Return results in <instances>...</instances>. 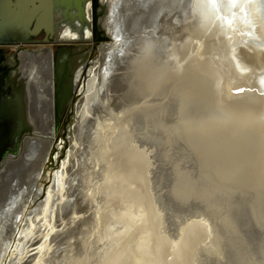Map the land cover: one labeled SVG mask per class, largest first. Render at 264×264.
I'll return each instance as SVG.
<instances>
[{"label":"bare ground","instance_id":"1","mask_svg":"<svg viewBox=\"0 0 264 264\" xmlns=\"http://www.w3.org/2000/svg\"><path fill=\"white\" fill-rule=\"evenodd\" d=\"M176 1L100 0L96 18L111 43H103L98 59L92 61L88 72L85 68L88 53L74 59L73 80L75 85L80 82L78 88L83 80V86L68 129L71 149L66 164L54 175L47 199L39 204L36 201L42 194L43 177L46 175L45 180L49 179L43 166L54 143L51 138L55 137L51 126L48 129L46 124L51 103H48L47 93L52 86L53 71L49 66L46 69L41 65L38 68L27 66L29 58L23 59L19 73L21 111L25 117L22 127L34 135L25 140L19 159L9 163L0 174V264H264V0H180L186 1L185 7L179 6L180 13L184 9L191 10L192 14L198 12L199 21L209 27L208 37V31L196 35L195 15L191 18L186 11L187 24L178 14L170 23L168 12L163 20L157 21L161 10L166 11ZM164 25L167 27L163 28ZM160 30L166 40L160 50H156L158 38L155 37ZM181 34L186 36L178 38ZM187 36L192 43L191 52L196 50V60L189 66L191 74L211 64L212 81L217 82L216 88L221 95L217 102H210L216 108L214 110L210 104L214 110L210 115L215 112L218 117L210 120L217 134L213 132V136L207 132L214 146L212 161L200 163L190 144L184 119H188L187 104H196L199 99L184 94L180 75L176 72L171 80L167 78L160 86L162 90L168 83L178 92L174 95L175 108L169 106L160 119L165 122L161 123L163 132L158 130L160 135H154L156 131H153L145 137L146 141L137 133L129 145L132 150L127 149L129 143L122 149H126L127 162H135L136 167L143 162L156 161L147 173V181L139 174L145 189L144 186L143 190L137 186L130 192L110 189L105 192L110 200L97 202L92 207V196L96 193V199L101 200L107 188H104V181L108 180L105 178L112 170L110 160L104 155L102 159L98 156L101 137L98 139L96 134L112 129L116 133L112 134L114 138L126 140L127 137L120 138V134H125V127L119 123L129 122L122 116L109 118L111 115L104 110L112 99L118 98L109 95L118 80L122 66L118 64H144L145 52L156 63L158 58L163 61L161 54L164 56L167 50L176 56ZM198 39V45L205 44L203 48L194 45ZM211 41L213 47L208 48ZM38 58L41 60L43 56ZM197 76L205 78L201 73ZM38 79L44 86H35ZM201 96L204 100L201 102H208L206 91ZM119 103L114 106L119 107ZM108 122L117 123L111 126L106 125ZM170 128L182 135V156L194 159L197 164L193 170L176 174L179 179L173 180L172 186L165 182L168 180L164 179L167 176L164 170L168 164L165 166L161 158L170 154L177 141L175 135H167ZM43 135L49 138L43 139ZM63 143L61 140L60 145ZM64 148L65 145L60 150L63 152ZM252 153H256L254 160L249 156ZM88 161L92 162L90 170L83 169ZM118 169H114L110 178L128 181L129 174ZM87 188L91 194L82 193ZM105 212L109 213L101 220L99 216ZM127 213L130 222L126 219ZM66 217L71 219L69 226L58 231L57 236L55 231L65 228ZM77 219L83 221L77 223ZM157 225L162 227V234L170 237L160 232L156 236ZM112 238L115 243L107 246Z\"/></svg>","mask_w":264,"mask_h":264},{"label":"rangeland","instance_id":"2","mask_svg":"<svg viewBox=\"0 0 264 264\" xmlns=\"http://www.w3.org/2000/svg\"><path fill=\"white\" fill-rule=\"evenodd\" d=\"M74 1L75 0H60L61 5H62V8L64 9L63 19H65V24L66 25H69L72 28H74V27L77 26L76 21L78 20V19L77 20H74L73 14H71V12H70V11H73ZM185 2L186 1H184V2L181 1L180 2V0H178V1H176V4L174 2V4H173L172 7L170 5L169 6V9H165L166 11L163 12V9H162L161 10V14L158 15L157 21L158 20H163V18L166 16L165 13L168 12V20H169L170 23H172L174 21L175 16L178 14L180 16V18L184 17L186 19V20L185 19L184 20L182 19V21L185 24H187V22L189 21V17L192 18L195 15L194 17H195V20H196V24H195L196 35L197 36L198 35L200 36V35L204 34L203 32L208 31L207 32V37H208L211 32L208 30L209 27L205 26V23L203 21H202V23H201V20L199 21L198 12H197V14L196 13L194 14V12H193V14H194L193 15L192 12H191V10L190 11H186L187 9L186 10L184 9V11L187 12V15L189 17L188 16H185L186 13H184V11L182 13H180V10H181L180 7H182V6L185 7L186 6L185 5L186 4ZM173 8H174V11L172 10ZM198 11H199V9H198ZM190 12H191V14H190ZM181 15H183V16H181ZM159 17H161V18L159 19ZM192 21L193 20H191L190 23H192ZM154 25L156 26L157 23L155 22ZM166 25L169 26L168 23ZM166 25H164L163 28L167 27ZM173 26L176 27L175 25H173ZM148 29L151 30V28H148ZM161 30H160V33H158V35H156V37H155V39L158 38V43L154 47L156 50H160V47L163 44V40H166V39H163L164 38L162 36L163 32H161ZM183 36L185 37L186 35L181 34V37H178V36L177 37L178 38H182ZM199 39L195 41V44L193 42V44L196 45V47L198 49H199V47L203 48L204 45H205V44L198 45ZM110 41H111V39L107 43H111ZM102 42H105V41L102 40ZM179 44H177L176 46H178ZM181 44H182V47L179 46V48H180L181 51L178 52L176 54V56H175V54L172 56V53L169 50H167L164 53V56L161 54V58H163V61L164 62L163 61H160V58H158L157 63H156L155 62L156 60H154L152 58L149 59V57H148L149 55H147L146 52H145L144 59H146V63L144 62V64L139 63L138 65L135 64L134 66H132V65L127 66L128 64H125V63H122V62L118 64V66H121L122 65L120 67V69H119L120 72L118 74V80H117L116 84L113 86L114 87L113 91H111L110 94H109L111 96H115V97H118V98L115 99V100L112 99L111 102L109 103L110 106L109 107H105L104 110L106 111L107 114L111 115V116H109V118H111V117L113 118V117H116V116L117 117H121L122 116L121 118L124 119V121H128L129 122L128 124H124L123 121L120 120L121 122L119 123L121 126H124L125 127V132L124 133L126 134V135L125 134H120V138L123 137V136H125V137L127 136V137H126V140L125 139L124 140L123 139H120L119 140L118 137H116V136L114 138V135H112V134H116V133L112 129H108L107 131L106 130L105 131L102 130L103 133L100 131L99 133L96 134L98 136V139L101 137L100 138V141H99L98 150H97L98 156L101 157V159H102L103 158L102 156L104 155V158L109 159L110 160L109 163L111 164L110 165L111 166L110 168L112 170L109 172L108 178L107 177L105 178V180L108 179L111 182L108 181V180L104 181V183H105L104 186L105 187L104 186L103 187L104 188L107 187V188H106V190L104 189V193H103V195L101 197V200H97L96 199V196H95L96 193L94 194V197L92 196V199H93V203H91V206L92 207L95 206V204H97V202L98 203H100V202H105L106 203L107 201H109L110 198L107 197V194L105 192H107L110 189L113 190V191H116V192H117V190L119 191L121 189L130 192L131 190L136 189L137 186H140L139 188H141V190L145 189V184L143 185L144 187L141 186L142 181L140 180V176H142L144 178V181H147V177H148L147 176V173L149 172V169L150 168H152V167H154L156 165L155 164L156 161H154V159H153L152 162H148V161L145 162V163L143 162V163L140 164L139 167H136L135 166V162H127V159L128 158L126 156L127 155L126 154V149L125 150H122V149H123V147L125 148L126 146H124V145L125 144H128V143L129 144H128L127 149L128 150L131 149V148H129L130 142L132 141V138H134L137 133H138V135L140 137H142L141 139L143 141H146V138L145 137L153 134V131H156V132H154L155 133L154 135L159 134L158 133V130H160V131L163 132V129H162L163 126H162L161 123H165V122H164V120H160V119L162 118V115L166 113L165 111H167L170 107H171V109H174L175 108L174 107L175 106V104H174V98H175L174 95H175L176 91H175V86L173 85L174 86V88H173V86H171L168 83L164 86V88L162 90H161L160 86L165 81H167V78L171 80V78L173 77L172 74L174 75L176 72H178V74L180 75V79H181L182 84H183L182 85V88L184 87V89H183L184 94L185 95H194L195 97H197L199 99L198 100V103H196V104H187V108L189 110L187 111V113L185 112L186 115H188V119H184V121H185L184 124H185L186 129H187L186 134H187V136L189 138L190 144H191V146H193L195 148V151L198 154V157L200 159V163H202V162L203 163H209L210 160L212 161V157L211 156H212L213 151H214V146L212 145V143H210V140L208 139V136H207V132L209 131L213 136H214V133L213 132H215L217 134V132L215 131V129L210 124V120L212 118L214 120L215 119H218V117H217V115H216L215 112L212 114V116L210 115L216 109L215 106L213 104H211L210 102H213V103L217 102L218 99H219V97H221V95H219L220 92L216 88L217 82L216 81H212L214 78H213V73H212L213 71L211 69V64L209 65V63H208V66H205L206 68L202 67V68L198 69L197 71H195L194 73L192 72V74H193L192 75L191 72H190L191 70H190V67L189 66H190V64L193 61L196 60V50L194 52H191L190 45H192V43L190 42V40H188V36L185 38L184 42L181 43ZM208 45H209L208 48L213 47L212 41L209 42ZM98 46H99V44L90 45V48L93 49V52L90 51L91 49H87L86 52H83V53L80 54V56H83V54H85V53H88L89 54V59L87 61V65H89V62L98 59V57H99ZM172 46H173V44H172ZM242 48H244V47H242ZM167 53H169V54L167 55ZM170 53H171V55H170ZM263 54H264V52H263ZM231 55H232V52H231L230 56ZM164 57H165V59L167 61L169 60V62H166L165 59H164ZM23 63H24V60H23ZM89 68H90V66H89ZM88 71L89 70L87 68V72ZM200 73L202 74V76H205V78H203L201 76L198 77L197 75L200 74ZM215 73L217 74V72H214V75H216ZM92 77H90L89 79H87V81L90 80ZM200 80H202V81L205 80L206 81V84H205V81L202 82ZM222 80H224V78ZM200 84H202V85H200ZM189 85H191L192 87H189ZM168 86H170V87H168ZM182 88L179 89V93H181V91H182L181 89ZM171 89H172V91H171ZM211 90H213V92ZM204 91H206V93H207V99H208V102L206 101L205 103L200 101V100H203V97L201 95H203ZM168 94H169V96H168ZM124 98H125V100H124ZM204 99H205V97H204ZM116 100H118V101H116ZM75 101H77V96H76V98L74 100V103H75ZM116 102H120L119 105H118L119 107L114 106V104ZM210 104L213 106L214 110H213V108L210 107ZM146 107H147V109H146ZM112 110H114V111H112ZM117 110L118 111L122 110V111H121V113H118ZM158 110H160V111H158ZM136 114H138V115H136ZM150 114H151V116H150ZM135 115H136V117H135ZM142 115H144V116H142ZM148 115H149V118H148ZM72 116H74V108H72L71 114L69 115V117L67 118V120L63 123L59 135L56 136V141H55L54 146L51 147L53 144L50 146L51 148H50V150L48 152L49 155L46 157V162H45V164L43 166V170H44L45 174H48V178L49 179H46L45 180L46 175L44 174L45 176L43 177L44 179H43V184H42L43 190H42V194H40V197L36 201L37 204H39L41 202H44L47 199L48 189H49V187L51 186V184L53 182V178H54L55 173H57L58 171H60L62 169L63 164H66V162H67L68 152L71 149V147H70V140L68 139L69 138L68 124L71 122ZM146 117H147V119H145ZM151 117H152V119H151ZM139 118H141V119H139ZM107 119H108V116H107ZM136 120H138V121L136 122ZM139 120H140V123H139ZM152 120H154L153 123H152ZM104 122L106 123V121H104ZM147 122H148V125H147ZM116 123L117 122H110V123L108 122L106 125L114 126ZM151 124H152V126H151ZM137 125H139V126H137ZM146 126H148L147 129H145ZM141 127H143L144 129L141 128ZM199 128H203V131H200ZM98 129L100 130L99 127H98ZM171 129L172 128H170L169 130H167L166 133H168L167 134L168 136L169 135L170 136L175 135L176 138H177V141H176V143H174V149H171L170 150V154L167 157H161L163 159L162 162L165 164V166H166V164H168L166 166L167 168L165 167V170H164V175H167V176H165L164 179L168 180V181H165L166 183L167 182L169 183L168 186H172L173 180H178L179 179L178 178L179 176L176 177V174L179 175V174L184 173V171L191 170V168H192V170H193L194 167L197 168V164L194 163L195 162L194 159H190V158H187L186 159L185 156H182V154L180 153L181 152L180 146H181V142H182L181 141L182 135H180L179 132L176 129H172V130ZM142 131H143V134H142ZM173 132L175 134H173ZM171 133H172V135H171ZM107 134H108V136H107ZM109 135H111V136H109ZM217 137H218V135H217ZM143 138H145V139H143ZM63 139L65 140V148H64V150L62 152V150H60V148H59V144H60L61 140H63ZM226 140L228 141L230 139H226ZM178 142L180 143V145H179ZM121 151H122V153H120ZM254 154H256V153L249 154V156H251L253 160H254ZM147 155H148V153H147ZM116 156H118V157L120 156V157L118 158ZM255 157H256V155H255ZM257 157H258V155H257ZM182 159H184V161L181 162ZM256 160H257V158H256ZM92 161H93V159H92ZM176 161H177V163H176ZM91 163L92 162L88 161V163L86 164V166L83 167V169L87 167L90 170V168L92 166ZM150 163H151V165H150ZM171 163H172V165H171ZM130 164H132V165H130ZM126 165H128V167ZM178 166H179V168L180 167H182V168L179 169ZM131 168H133V170ZM173 168H174V170H173ZM114 169H118V170L124 171V172L126 171V173L129 174V178H128L129 180L127 179L128 181H126V182H119L114 177H113V179L110 178L114 174ZM142 169L144 170V172L142 171ZM131 172H132V174H131ZM168 172H169V174H168ZM145 173H146V175H145ZM246 173H248V172H246ZM139 174H141V175L139 176ZM171 176H172V180L170 181ZM142 187H143V189H142ZM83 191H84V189L82 190V193L83 194L84 193L85 194H91L88 191V188L84 192ZM113 191H112V193H114ZM67 200H68V198H67ZM133 207L136 208L135 205H133ZM35 209L36 208L33 207V210H35ZM108 213L109 212L102 213L99 216V218L101 220H103V218H105ZM126 215H127L126 216V219L130 222V214L127 213ZM69 220H71V219L68 218V217H66L65 218V222H66L65 228L63 227L60 230V227H59L55 231L56 234H57V236H58V233H57L58 231H61L62 232L63 230H65L69 226ZM80 220L83 221L82 219H77L75 221L78 223V222H81ZM71 223H75V222L72 221ZM155 229H156V232H157L156 233V236H158V233L160 232V234L162 236L165 235L166 237H170V236H167V234H162L161 233L162 227H160V226L157 225ZM74 234H73V236H75ZM60 236H62V235H60ZM67 239H68V237H67ZM70 240H71V238H70ZM113 243H115V240L112 238L110 243L107 242V246L109 244H113ZM107 251H110V249L107 250Z\"/></svg>","mask_w":264,"mask_h":264},{"label":"water","instance_id":"3","mask_svg":"<svg viewBox=\"0 0 264 264\" xmlns=\"http://www.w3.org/2000/svg\"><path fill=\"white\" fill-rule=\"evenodd\" d=\"M99 6L100 0H75L73 11L70 12L74 20L79 21L77 20V26L72 28L65 24L64 9L60 0H0V45H27L33 42V38L44 36V44L58 46L55 70L52 65L50 67L55 83L53 90L55 131L59 130L65 112L69 109L71 114L74 108L78 90L73 80L74 57L79 53L77 48L83 44L85 49L82 48V51L89 48L93 52L87 44H99L100 54L101 46L109 40V36L102 31L95 16V12L100 9ZM78 93L79 91L77 95Z\"/></svg>","mask_w":264,"mask_h":264},{"label":"flooded vegetation","instance_id":"4","mask_svg":"<svg viewBox=\"0 0 264 264\" xmlns=\"http://www.w3.org/2000/svg\"><path fill=\"white\" fill-rule=\"evenodd\" d=\"M97 12L98 10L95 12L96 17H97ZM43 40H44V36H41L39 38H33L32 39L33 42L27 45H22V44L0 45V174L3 173V171L6 169L5 167H7L9 163L19 159V152L22 151L25 140L27 139V137L31 135L33 137L34 135L31 132H29L28 134L26 129L22 127L23 126L22 121L25 120V117L21 111L22 93L20 92L21 91L20 88H22V86H21V82L19 83V73H21L20 71H22V67L24 64L23 59L29 58L28 61L26 60L27 66L31 67L32 65V67L38 68L41 65V67H44L46 69L48 66L51 67L52 65L55 70L56 53L58 46L44 44ZM88 45L90 46V44ZM82 48H84L83 44H81L77 48V51L80 52L75 57H78L81 53L87 51V50L82 51ZM40 52H44V54L42 53L43 54L42 55ZM45 55L47 56L45 57ZM39 56H43V58L40 60L38 58ZM75 68H76V64H75ZM28 71L30 72L31 69ZM33 72L34 70H32V75L34 74ZM53 81H52V86L49 87L47 93L50 98L48 103L51 102L49 103L50 107L46 105V108L49 107L48 108L49 111L47 113L48 122L46 123L48 126L47 128L49 129V127L51 126L50 128H52V132L54 131L53 133L55 134V137L51 138L53 139L54 142L51 147L54 146L56 141L55 139L56 136L59 135L63 123L67 120V118L70 115L68 109L63 116V120L59 130L55 131V128L53 126V122L55 121V106L53 100V90L55 88V83H53ZM79 83L77 84V86L79 85ZM37 85H40L41 87L44 86V83H42V81L38 79L36 81L35 86ZM82 86H83V80L80 88ZM80 88L77 87V89H79L78 91H80ZM78 99L79 98H77V101ZM77 101H75L74 107ZM70 124L71 122L68 124V129ZM42 138L45 139L49 137L43 135ZM63 142H64L63 145H65L64 139ZM61 145L59 146L60 149L63 146Z\"/></svg>","mask_w":264,"mask_h":264}]
</instances>
